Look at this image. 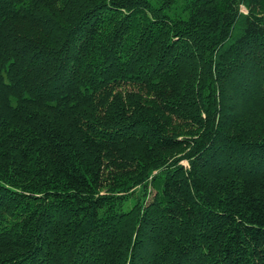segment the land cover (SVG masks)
Here are the masks:
<instances>
[{
    "label": "trees",
    "instance_id": "1",
    "mask_svg": "<svg viewBox=\"0 0 264 264\" xmlns=\"http://www.w3.org/2000/svg\"><path fill=\"white\" fill-rule=\"evenodd\" d=\"M0 264H264V0H0Z\"/></svg>",
    "mask_w": 264,
    "mask_h": 264
}]
</instances>
